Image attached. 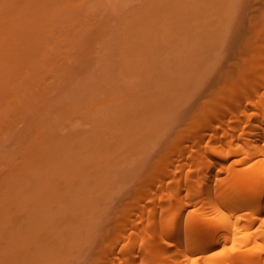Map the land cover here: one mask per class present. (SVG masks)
I'll return each mask as SVG.
<instances>
[{"label":"rangeland","instance_id":"374dc122","mask_svg":"<svg viewBox=\"0 0 264 264\" xmlns=\"http://www.w3.org/2000/svg\"><path fill=\"white\" fill-rule=\"evenodd\" d=\"M253 14L264 0H0V264L102 261L164 148L226 91Z\"/></svg>","mask_w":264,"mask_h":264},{"label":"bare ground","instance_id":"6f19581e","mask_svg":"<svg viewBox=\"0 0 264 264\" xmlns=\"http://www.w3.org/2000/svg\"><path fill=\"white\" fill-rule=\"evenodd\" d=\"M248 16L263 31L226 91L164 148L95 264H264V18Z\"/></svg>","mask_w":264,"mask_h":264}]
</instances>
